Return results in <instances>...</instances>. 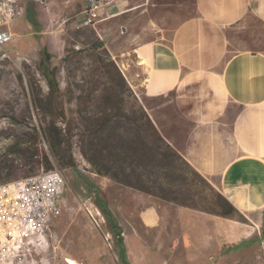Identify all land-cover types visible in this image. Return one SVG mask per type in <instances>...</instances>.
Here are the masks:
<instances>
[{
  "label": "crops",
  "instance_id": "1",
  "mask_svg": "<svg viewBox=\"0 0 264 264\" xmlns=\"http://www.w3.org/2000/svg\"><path fill=\"white\" fill-rule=\"evenodd\" d=\"M33 3L23 2L22 15L9 24L14 35L15 21L39 25ZM261 6L263 0H111L106 19L92 26L100 44L119 58L139 100L158 102L147 111L161 135L247 219L220 217L127 187L126 199L135 200L142 227H156L175 206L180 227L211 251L258 235L264 213V49L255 47L260 40L249 39H258L249 24L250 16L264 19ZM244 31L246 42L239 37ZM229 34L236 49L228 47ZM168 104L173 112L160 109ZM144 213L153 215L152 223ZM240 228L239 237L230 235ZM259 243L247 247L257 249Z\"/></svg>",
  "mask_w": 264,
  "mask_h": 264
},
{
  "label": "rangeland",
  "instance_id": "2",
  "mask_svg": "<svg viewBox=\"0 0 264 264\" xmlns=\"http://www.w3.org/2000/svg\"><path fill=\"white\" fill-rule=\"evenodd\" d=\"M21 1L33 3L32 0ZM153 1L165 4L178 0ZM33 5L37 10L39 25L26 26L22 20L13 22L10 29L17 35H13L5 43V47L15 59L0 63V156L3 151L8 153L5 163L9 166L0 170V183L36 174L41 168L40 158L44 160L46 156L51 167L56 166L62 170L65 185L61 212L50 226L48 248L34 255L35 260L23 264H70L67 257L79 264H252L253 260L256 264H264V213L263 221L255 233L258 235H252L249 239L251 242L244 240L237 245L219 247L214 252L211 248L194 242L197 238L191 237L192 232L180 227L176 220L179 214L175 206L171 207V215L163 213V218L156 227H142L135 200L126 199L130 189L114 182L108 184L107 179L94 173L91 165L80 154L75 143L76 137H72V146L66 150V157L56 158L50 151L43 128L50 117H56L57 125L62 128H65L66 123L59 118L58 109L53 104L51 114L38 104V99H41L43 105L50 102L47 84L37 65L39 50L46 47L51 54V63L57 67L55 81L61 92L59 98L64 102L67 117L70 118L68 108H74L75 105L74 101L66 102L67 97L63 94L65 86L72 82L75 73L78 77L80 72H89L91 65L86 59L82 62L81 69H76L79 65L75 64V58L63 62L61 57L67 49L86 47L98 37L92 27H79L76 21L82 9L81 0H46L45 3L39 1ZM259 13L264 16V6L259 8ZM249 27L258 38L255 41L249 35V39H253L254 43L260 40L255 47L264 49V19L250 16ZM231 34L228 47L236 49V42H233ZM239 37L246 42L247 31ZM117 43L118 40L111 44L112 49H115ZM98 47H104L118 65L117 56L113 57L110 50L100 43ZM226 57L227 54L223 60ZM147 102L152 106L158 104L157 101ZM160 109L163 112L174 111L171 104ZM22 131H29L34 135L31 147L36 150L37 155L32 160L11 154L7 150L21 136ZM75 131L73 128L72 133ZM2 165L6 166L4 163ZM87 199L104 219L100 228L93 224L85 211L83 202ZM86 204L89 205L88 202ZM151 215L144 213L146 222H153L154 217ZM106 233L110 236L109 240L104 237ZM241 233V228L233 229L230 235L239 237ZM204 234L208 236L209 232ZM121 238L122 242L119 241ZM256 241H260L257 249L247 247Z\"/></svg>",
  "mask_w": 264,
  "mask_h": 264
},
{
  "label": "trees",
  "instance_id": "3",
  "mask_svg": "<svg viewBox=\"0 0 264 264\" xmlns=\"http://www.w3.org/2000/svg\"><path fill=\"white\" fill-rule=\"evenodd\" d=\"M99 43L97 38L86 47L69 48L61 57L63 62L75 58V64L79 65L76 69H81L86 59L91 65L89 72H80L78 77L75 73L72 82L65 86L66 102L74 101L75 105L68 108L70 118L59 98L61 92L55 81L57 67L51 63L46 47L39 50L37 65L47 84L50 102L43 105L38 99V104L50 114L53 104L59 118L66 123L62 128L57 125L56 117L46 120L43 132L50 151L57 159L66 157V150L72 146L71 139L76 137L79 152L94 173L166 202L246 223V217L161 135L157 122L147 111V100L144 99L145 103L139 100L116 61L104 47H98ZM33 138L31 132L22 131L7 150L32 160L37 155L31 147ZM7 155L3 151L0 156V170L9 167L5 163ZM40 165L44 170L52 168L46 156L44 160L40 158Z\"/></svg>",
  "mask_w": 264,
  "mask_h": 264
},
{
  "label": "built area",
  "instance_id": "4",
  "mask_svg": "<svg viewBox=\"0 0 264 264\" xmlns=\"http://www.w3.org/2000/svg\"><path fill=\"white\" fill-rule=\"evenodd\" d=\"M45 3L46 0H38ZM111 0H85L79 12V27L93 26L106 19L104 10ZM23 13L21 0H0V63L14 60L5 47L13 33L9 24ZM65 180L56 166L31 176L0 183V264H23L49 246L50 226L61 212ZM88 202L89 205L86 203ZM93 224L104 221L99 210L83 202ZM110 239L108 233L104 235ZM109 243V242H108Z\"/></svg>",
  "mask_w": 264,
  "mask_h": 264
},
{
  "label": "bare ground",
  "instance_id": "5",
  "mask_svg": "<svg viewBox=\"0 0 264 264\" xmlns=\"http://www.w3.org/2000/svg\"><path fill=\"white\" fill-rule=\"evenodd\" d=\"M67 262L70 264H76V261L67 257Z\"/></svg>",
  "mask_w": 264,
  "mask_h": 264
}]
</instances>
